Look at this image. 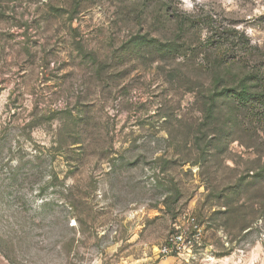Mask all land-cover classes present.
<instances>
[{
    "label": "rangeland",
    "instance_id": "rangeland-1",
    "mask_svg": "<svg viewBox=\"0 0 264 264\" xmlns=\"http://www.w3.org/2000/svg\"><path fill=\"white\" fill-rule=\"evenodd\" d=\"M0 251L264 264V0H0Z\"/></svg>",
    "mask_w": 264,
    "mask_h": 264
},
{
    "label": "built area",
    "instance_id": "built-area-1",
    "mask_svg": "<svg viewBox=\"0 0 264 264\" xmlns=\"http://www.w3.org/2000/svg\"><path fill=\"white\" fill-rule=\"evenodd\" d=\"M193 235L192 234H186L185 232L182 233L181 229L179 231H176L174 234H172L174 237L171 238V243L168 246H165L162 250L163 254L171 253L172 249H175L176 251L180 249L179 244L187 245L188 247L191 246L192 243V236L197 235V231L193 229Z\"/></svg>",
    "mask_w": 264,
    "mask_h": 264
},
{
    "label": "trees",
    "instance_id": "trees-1",
    "mask_svg": "<svg viewBox=\"0 0 264 264\" xmlns=\"http://www.w3.org/2000/svg\"><path fill=\"white\" fill-rule=\"evenodd\" d=\"M248 91V89H247V87H245V86H243L242 85V89L240 90V91H234V96H240V97H242V99H246V97H248V96H250V93H248L247 92ZM228 92H231V91H228ZM258 97H263V96H261V95H258ZM213 100H214V98H213ZM215 101H213L212 102V104H211V108L209 109V112H211V113H209L208 114V116H211L212 115V112H214V109H215ZM0 253L11 263V264H15L14 262H12L10 259H9V257H7L5 254H3L1 251H0Z\"/></svg>",
    "mask_w": 264,
    "mask_h": 264
},
{
    "label": "crops",
    "instance_id": "crops-1",
    "mask_svg": "<svg viewBox=\"0 0 264 264\" xmlns=\"http://www.w3.org/2000/svg\"><path fill=\"white\" fill-rule=\"evenodd\" d=\"M0 264H11V263L0 253Z\"/></svg>",
    "mask_w": 264,
    "mask_h": 264
}]
</instances>
